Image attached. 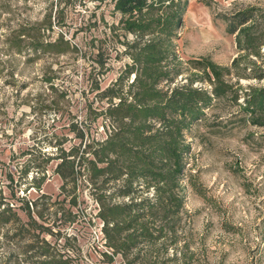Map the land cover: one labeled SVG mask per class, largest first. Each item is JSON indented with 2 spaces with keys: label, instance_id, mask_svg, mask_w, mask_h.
Here are the masks:
<instances>
[{
  "label": "rangeland",
  "instance_id": "obj_1",
  "mask_svg": "<svg viewBox=\"0 0 264 264\" xmlns=\"http://www.w3.org/2000/svg\"><path fill=\"white\" fill-rule=\"evenodd\" d=\"M250 7L264 8V0H188L173 41L181 75L170 87L198 73L194 60L229 66L239 53L224 19ZM119 20L109 0H0V208L19 217L0 230V264H30L34 250L24 251L39 233L24 224L27 200L32 216L51 231L39 237L71 264H264V127L251 125L228 97L216 100L184 135L190 150L174 235L164 232L126 256L105 244L96 197L111 194L114 183L93 185L78 160L88 158V144L112 130L106 118L94 119L107 107L99 94L132 65L124 43L135 37L120 29ZM19 31L30 37L23 36L17 49ZM36 40L54 44V51L34 52L30 43ZM232 77L224 78L234 82ZM132 80H124V90ZM239 85L262 87L264 79H240ZM73 148L77 154L68 158L75 160V185L54 172L60 150ZM165 221L167 230L171 222Z\"/></svg>",
  "mask_w": 264,
  "mask_h": 264
},
{
  "label": "trees",
  "instance_id": "obj_2",
  "mask_svg": "<svg viewBox=\"0 0 264 264\" xmlns=\"http://www.w3.org/2000/svg\"><path fill=\"white\" fill-rule=\"evenodd\" d=\"M109 1L120 15V29L135 37L133 42L124 43L132 65H127L122 76L100 92L99 97L107 102V107L95 113L94 119L106 118L112 130L104 140L88 144L83 150L88 151V158L82 155L78 162L85 165L84 171L93 185L100 182L99 186L104 187L109 182L114 183L111 194L97 195V214L102 221L105 244L114 255L126 256L140 243H153L165 235L164 232L174 235L172 221L182 207L181 181L190 150L184 135L205 117L206 109L216 100L228 97L251 125L264 127V86L248 85L245 89L239 85L240 79H264V66L258 64L264 62L261 52L264 8L250 7L224 19L239 53L229 66H220L207 57L194 60L193 69L198 73L189 74L183 84L170 87L181 75L173 41L178 38L188 0ZM47 22L49 27L50 14ZM23 36L30 37L22 31L16 33L15 48H20ZM30 45L34 52L55 49L54 44L43 45L38 40ZM97 63L104 67L101 60ZM131 75L133 80L124 90V80ZM227 75L235 77V81L226 80ZM194 82H205L207 86L196 87ZM95 89L99 90L98 86ZM239 98L242 104H237ZM77 150L73 148L69 153L60 150V162L54 170L63 181L73 185L76 183L75 160L68 157L76 156ZM51 159L48 156L44 160L48 163ZM149 190L150 196L142 195ZM115 196L127 200H115ZM32 204L27 200L21 207L28 217L24 224L39 233L31 236L34 242L24 251L34 250L33 256H29L30 264H71L64 253L39 237L45 233L51 235V231L32 216ZM71 204L75 205L74 197ZM38 217L42 218L39 212ZM16 220L19 217L10 207L0 208V230ZM164 221L171 222L167 230ZM18 231H22V226ZM15 237H19L18 234Z\"/></svg>",
  "mask_w": 264,
  "mask_h": 264
}]
</instances>
